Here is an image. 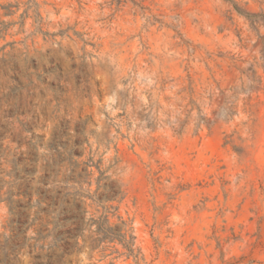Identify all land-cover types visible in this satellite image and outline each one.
Returning a JSON list of instances; mask_svg holds the SVG:
<instances>
[{
  "label": "rangeland",
  "instance_id": "374dc122",
  "mask_svg": "<svg viewBox=\"0 0 264 264\" xmlns=\"http://www.w3.org/2000/svg\"><path fill=\"white\" fill-rule=\"evenodd\" d=\"M0 264H264V0H0Z\"/></svg>",
  "mask_w": 264,
  "mask_h": 264
}]
</instances>
